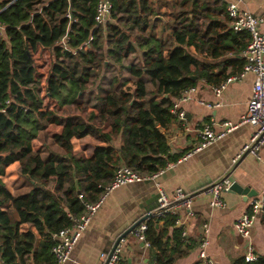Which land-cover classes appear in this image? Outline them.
Here are the masks:
<instances>
[{"label":"trees","instance_id":"obj_1","mask_svg":"<svg viewBox=\"0 0 264 264\" xmlns=\"http://www.w3.org/2000/svg\"><path fill=\"white\" fill-rule=\"evenodd\" d=\"M97 2L0 0V264H55V234L100 198L117 166L141 175L164 169L175 158L166 130L181 92L202 80L220 85L231 75L223 56L249 43L246 31L231 28L222 0H178L166 42L151 34L154 0H111L99 27ZM39 49L53 57L44 83L33 58ZM89 84L96 89L85 95ZM86 136L98 141L91 157L73 144ZM15 161L20 182L11 192L4 175ZM175 220H142L148 264H175L185 244ZM232 264H264V255Z\"/></svg>","mask_w":264,"mask_h":264},{"label":"crops","instance_id":"obj_2","mask_svg":"<svg viewBox=\"0 0 264 264\" xmlns=\"http://www.w3.org/2000/svg\"><path fill=\"white\" fill-rule=\"evenodd\" d=\"M177 4L178 0H154L156 13L152 19H158L159 22L151 34L160 41L166 42L172 37L173 15ZM241 5L260 20L258 27L264 31V0H241ZM245 48L238 56H223L225 60L228 58L231 61L225 65L226 73L232 74L239 69V60L245 58ZM36 52L37 55L42 52L50 55V50L46 49H39ZM39 58L41 59V55ZM221 71L218 67L213 69L216 74ZM40 75L44 83L47 73L42 71ZM252 84L253 74L248 73L242 81L228 83L219 94H216L214 84L205 80L200 81L195 90L188 93L187 99L179 102V107L185 112V122L175 114L174 121L166 130L169 153L175 157L174 160L167 164L155 180L126 183L109 192L95 214L91 216L87 228L64 264H108L101 258L100 253L109 254L120 239H124L122 264H148L153 260L150 247L136 239L131 233L132 230L127 231L131 226L156 213L158 184L170 196L176 188H181L192 198L190 210L193 214H188L184 206L178 205L176 208L183 227L178 223L174 227L185 231V244L178 252L175 264H207L199 256V245L203 238L207 240L205 252L211 264H232L234 260L244 257L246 240L237 234L234 225L248 209L249 202L260 196L264 190V147L259 158L246 154L236 163H232L231 159L249 139L253 127L248 123L240 124L216 142L191 153L186 158L183 156L196 144L197 129L203 124L215 121L213 129L217 131L222 121L239 120L247 109ZM73 144L78 152L91 157L98 141L86 136L74 138ZM18 167L19 162L15 161L5 170L6 186L11 192L19 189ZM224 177L248 187L249 195L234 191L223 192L222 205L212 207L211 195L204 190ZM263 219L264 212L260 213L251 230V240L257 255H264ZM159 223L163 225V220ZM204 224L207 225L206 231L203 228ZM174 227L168 226V233L171 234Z\"/></svg>","mask_w":264,"mask_h":264},{"label":"built area","instance_id":"obj_3","mask_svg":"<svg viewBox=\"0 0 264 264\" xmlns=\"http://www.w3.org/2000/svg\"><path fill=\"white\" fill-rule=\"evenodd\" d=\"M222 1L226 3V12L230 19L231 28L234 31H246L249 34L250 39L244 50L247 63L240 71L234 72L220 85L214 86L213 89L216 94H219L226 84L235 81H242L248 73H252L253 84L251 96L248 100L246 111L240 116L238 121L233 122L230 120H224L219 124L220 129L217 131L213 129L215 121L203 124L201 128L197 129V142L191 151L187 152L183 158H186L187 156H190L191 153L199 151L205 146L223 138L238 125L248 123L253 127V131L251 132L249 139L232 157V163H236L246 154H251L256 158H259L260 151L264 147V31L260 30L258 27L260 20L242 7L241 0ZM111 10V0H98L94 16L95 25L97 27L104 25L110 19ZM67 16L69 17V15ZM3 31L4 27L0 25V34H3ZM194 90L195 87H190L182 91L179 98L173 104L172 111L182 122H185V112L179 107V102L186 100L188 93ZM162 172L163 169L151 175H141L132 170L126 164L122 163L117 166L112 180L104 187L100 198L94 203L85 201L84 212L77 216L69 214L72 222L71 225L59 230L58 233L55 234L56 242L52 247L55 264H64L69 259L73 247L87 228L91 216L95 214L104 197L109 192L126 183L155 180ZM230 185V179L224 177L204 190L211 195L210 206L218 207L222 205L221 194L229 191ZM157 189L158 207L154 215L162 216L165 213H170L176 217L175 222L183 227L180 214L176 208L178 205L184 206L187 209L188 214H193L190 210L192 198L185 194L181 188H176L171 196L159 184ZM79 198H82L81 194H79ZM262 212H264V190L260 196L253 198L249 202L248 209L236 220L234 225L237 234L246 240V253L244 255L246 261H254L257 258L251 240V230L254 222ZM203 228L204 231H206L207 225L204 224ZM146 229V222L140 221L132 229L131 233L136 239L143 241L146 246H149V242L146 241L145 236ZM184 234L185 231L183 230L182 235ZM123 241L124 239H120L109 254L100 253L101 258L107 260L108 264H122L121 253ZM206 245L207 240L203 238L199 245V256L204 259L207 264H211V262L207 260L205 252ZM152 264L158 263L154 262Z\"/></svg>","mask_w":264,"mask_h":264},{"label":"rangeland","instance_id":"obj_4","mask_svg":"<svg viewBox=\"0 0 264 264\" xmlns=\"http://www.w3.org/2000/svg\"><path fill=\"white\" fill-rule=\"evenodd\" d=\"M88 46V45H87ZM58 55V53H56ZM41 55V59L39 58ZM36 57H37V61H36ZM34 60L36 62L37 65V71L39 73H41L42 71L46 74L48 73V70L50 68L51 65V61H52V55L50 53V55H48L46 52H42V54H38L37 52L34 54ZM108 76V75H107ZM95 86L93 84H89L85 89H83L84 94L86 95L87 93H89L90 91H95ZM46 103H50V105L52 106V100L47 99ZM78 142H76L77 144Z\"/></svg>","mask_w":264,"mask_h":264},{"label":"water","instance_id":"obj_5","mask_svg":"<svg viewBox=\"0 0 264 264\" xmlns=\"http://www.w3.org/2000/svg\"><path fill=\"white\" fill-rule=\"evenodd\" d=\"M162 132V131H161ZM249 188L248 187H243L241 186L240 184H238L237 182L233 181L231 182V185H230V188H229V191H234L238 194H242V195H249ZM138 223H136L134 226H131L127 232L131 231ZM117 244V243H116ZM115 244V245H116ZM141 244L143 245V242H141ZM106 262L108 263V261L106 260Z\"/></svg>","mask_w":264,"mask_h":264}]
</instances>
